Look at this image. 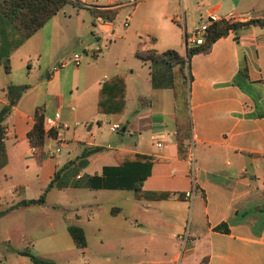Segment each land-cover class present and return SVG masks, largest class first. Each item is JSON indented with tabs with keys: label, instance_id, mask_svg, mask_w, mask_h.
<instances>
[{
	"label": "crops",
	"instance_id": "1",
	"mask_svg": "<svg viewBox=\"0 0 264 264\" xmlns=\"http://www.w3.org/2000/svg\"><path fill=\"white\" fill-rule=\"evenodd\" d=\"M126 3L128 0H108L106 4L120 10ZM192 8L199 10L201 20L209 12L233 13L236 23L264 18V0H218L210 8L198 4ZM247 10H256V15ZM57 17L25 37L0 11V110L14 98L9 87L26 86L3 123L7 160L0 165V213L22 200L38 199L57 173L59 177L48 191L74 189L77 196L85 189L127 191L129 209L98 207L85 215L75 213L73 218L67 212L69 207L61 211L59 202H49L47 191L43 203L0 215V264H36L21 254L22 250L57 264H125L127 257L133 264H264V27L241 26L217 39L209 52L191 57L192 136L181 157L175 140L172 68L162 60H143L136 52L148 56L174 49L186 56L187 46L193 45L187 44L185 33L182 41L179 28L168 21L158 38L145 26L128 41V22L124 40L113 44L107 40L121 36L115 19H99L94 27L101 34L96 38H105L100 44L107 52L96 63L85 59L74 66L64 50L73 38ZM179 20L178 13L171 18ZM185 28L189 30L186 10L184 32ZM157 41L160 50L154 47ZM89 48L90 55L99 53L93 42ZM111 52L126 59L127 66L108 75ZM63 61L68 65L55 69ZM120 73L126 74L124 114L99 112L100 89ZM38 108L45 120L60 118L59 127L52 130L57 135H48L41 151L32 147L27 137ZM76 121L88 125H75ZM112 123L121 124L122 134L136 133L133 146L124 145L122 138L118 147H113ZM190 145L195 150V171L188 164ZM58 146L60 152H56ZM89 148L100 150L83 156ZM135 153L159 158L142 189L171 191V198L136 199L132 190L95 187L93 176L101 177L106 166H116L117 156ZM67 168L77 170L71 179L66 176ZM81 168L92 171L84 176ZM195 182L198 191L188 197ZM180 193L183 198L178 197ZM142 210L149 214L145 219ZM139 219L144 221L141 226L148 223L153 230L178 232L177 242L170 246L153 230L147 236L139 234L132 228L133 221ZM224 222L229 226L227 233L215 229ZM71 225L84 230L85 247L75 243ZM92 230L94 234L105 232L91 238ZM124 231L133 235L123 236ZM58 243L67 247L51 249ZM110 244L121 250H109ZM144 251L150 253L139 259Z\"/></svg>",
	"mask_w": 264,
	"mask_h": 264
},
{
	"label": "trees",
	"instance_id": "2",
	"mask_svg": "<svg viewBox=\"0 0 264 264\" xmlns=\"http://www.w3.org/2000/svg\"><path fill=\"white\" fill-rule=\"evenodd\" d=\"M72 3L81 6V0H0V11L9 19V21L25 36L31 37L35 32L41 29L51 18L56 16L59 11L67 4ZM96 17H102L107 21H113L118 13V8L110 6L96 8L92 10ZM256 25L264 27V18H254L242 23H228L225 21L214 23L210 26L208 35L203 44L196 46H187L186 56H182L177 50L169 49L163 53L153 52L145 56L139 51L137 57L143 60H162L170 64L173 71V89L176 100L177 120L175 125V140L178 145L179 156H185V143L192 136V122L190 114L189 99V64L191 57L197 53H207L211 50L213 44L220 37L228 35L231 31L237 30L241 26ZM246 70H241V75H245ZM245 77V76H244ZM26 86H11L8 92L14 96L0 110V165L6 163V148L4 142V121L11 111V107L17 103L22 91ZM126 74L120 73L106 81L100 89L98 110L101 113L109 115L124 114L126 100ZM36 122L29 131L27 137L32 147L42 150L48 135L56 136L55 131L47 132L45 129V117L40 108L35 112ZM100 148H89L83 152V156H88L99 151ZM118 164L116 166H106L101 177L93 176L91 179L95 182L97 188L107 189H126L132 190L136 199L164 200L172 197L171 191H144L143 182L151 174L152 166L159 158L147 156L144 154H127L117 156ZM66 169V168H63ZM59 177L57 173L47 187V190L38 198L22 200L0 213L20 206H30L35 203H43L46 200V192L53 187L54 181ZM179 198H183L180 193ZM264 224V223H263ZM217 231L229 232L227 223H221L215 228ZM69 232L75 243L80 247L87 245V239L84 230L76 225L69 226ZM27 255L36 264H57L54 260L38 257L27 250L20 251Z\"/></svg>",
	"mask_w": 264,
	"mask_h": 264
},
{
	"label": "rangeland",
	"instance_id": "3",
	"mask_svg": "<svg viewBox=\"0 0 264 264\" xmlns=\"http://www.w3.org/2000/svg\"><path fill=\"white\" fill-rule=\"evenodd\" d=\"M108 0H81V6L69 3L65 5L58 13V20L61 24L67 26V32L68 34L73 38L70 43L68 42L65 46V57L72 58L75 53H78L81 57V61H84L85 59H89L90 61L96 63L100 58L103 57V55L107 52V49L105 46H101L100 42L104 40L105 38L98 39L96 38L100 33V31L94 27L96 22H99V18L95 16V14L92 12V10H95L97 8V5H100V8H104L107 6ZM124 1V0H120ZM218 0H137V2L133 4L126 3L124 7H122L119 10V13L117 17L114 20V25L116 26V32H118V35L121 34V36H116L113 41L107 40L108 43L116 44L120 41H123V36L126 33L124 23L129 22L131 24L130 28H128L130 31H128L129 39H133L135 37V32L139 29H145V26L148 27L149 31L152 33V36L155 38H158L162 33L166 31V24L168 21L171 24H175L174 28H179L178 32L181 33V40L184 41V16H185V10H186V16H187V22H188V32L191 30V25L193 22L199 23L201 21L200 18V12L199 10H193L192 5L198 4L200 7L203 8H210L214 5ZM246 9H248V5L245 6ZM249 14L256 15V10H247ZM178 13L180 20L179 22H173L171 21V18L174 14ZM99 20V21H98ZM165 22H164V21ZM165 25V26H164ZM81 41L83 43H81ZM93 42L94 49L98 48V54L96 56L90 55V48L89 46ZM106 42V43H107ZM154 47L156 49L160 48V42L157 41L155 43ZM160 50V49H159ZM107 71L106 73L108 75H112L117 70L122 71L119 69H125L127 66L126 59L124 58H117L116 52H111L110 55L107 57ZM248 89L250 91H254V89L250 88L248 86ZM144 90V89H143ZM123 138L124 145L127 147L133 146L135 140H136V133L133 134H122L120 132H114L113 133V147H118L119 144L118 141H120ZM114 151V150H113ZM69 169L66 172V176L71 179L77 172V170L73 168H67ZM81 174L84 176L91 173V169H79ZM65 172H63L64 175ZM86 178V177H85ZM84 181V180H83ZM45 192V191H44ZM43 192V193H44ZM65 192L66 194L64 195ZM128 192L122 191V190H100V191H91L89 189H85L82 192V196H77L76 193H74V189H67L65 191L55 188L52 190H49L48 200L49 202H59L61 204L60 210L63 211V207H69V210L67 211L70 215V217L75 218V213H81L82 215H85L86 213L90 212L93 209H97L98 207L105 210V208H110L111 206H118V207H125V211L127 212L129 209V206L127 205L128 202L126 200ZM90 203H93L91 206ZM141 216L147 218L149 215L144 210L141 211ZM107 217V215H106ZM105 217V218H106ZM190 218V216H189ZM187 219L186 228L188 229V225H190V220ZM143 220L133 221L132 228L140 232L139 234L142 235H149L153 228L146 223L144 226H141L143 223ZM104 230L101 232L98 231L97 234H94L95 231L92 230V232L89 234V236L95 237L100 236L104 234ZM153 233L162 234L163 238L169 241L170 246L173 245V243L177 242V236L178 232H175L174 230H165L164 232H161L160 230H153ZM193 233V231H191ZM186 234V231L183 232L181 235L184 237ZM132 236V233H128L127 231H124L123 236ZM175 235V236H174ZM184 240V239H183ZM61 243L57 244V248H51V249H64L67 246H59ZM109 250H121V248L114 247V245L110 244L107 245ZM111 246V247H110ZM150 253V251L146 252L144 251L141 255V258H146L147 255ZM125 264H133L134 261L131 260V257H127L124 260ZM140 260H137L136 263H138ZM146 264V263H144Z\"/></svg>",
	"mask_w": 264,
	"mask_h": 264
},
{
	"label": "built area",
	"instance_id": "4",
	"mask_svg": "<svg viewBox=\"0 0 264 264\" xmlns=\"http://www.w3.org/2000/svg\"><path fill=\"white\" fill-rule=\"evenodd\" d=\"M115 1L120 2V0H115ZM135 2H137V0H128L129 4H133ZM99 19L107 21V20L103 19L102 17H99ZM221 21H225L228 23H234L236 21V16L233 13L220 15L216 12H209V14H207V16L204 19H202L199 23H195L191 27L190 32H188V30L185 28V39H186L187 44H191L193 46L203 44L207 35H208V31H209L210 26L214 23L221 22ZM124 25H125V27H127L129 24H128V22H125ZM72 62L74 64V66L81 65V57L78 53H75L73 55ZM68 63H69L68 61H63V62L59 63L58 67L55 69L65 68L68 65ZM59 119H60L59 115H57L54 118H47L45 120V128L48 130L47 132H50L51 130H54L55 128L59 127ZM75 125L87 126L88 122L76 121ZM120 129H121V124H119V123H112L110 125V130L112 132H119ZM161 145L162 144L159 143V146H161ZM60 151H61V147L58 146L56 148V152H60ZM188 151H189V153H188V164L195 171L196 157H195V150H194L193 145L189 146ZM197 191H198V189H197L196 182H195L193 189L190 192H187V196L188 197L193 196Z\"/></svg>",
	"mask_w": 264,
	"mask_h": 264
},
{
	"label": "water",
	"instance_id": "5",
	"mask_svg": "<svg viewBox=\"0 0 264 264\" xmlns=\"http://www.w3.org/2000/svg\"><path fill=\"white\" fill-rule=\"evenodd\" d=\"M262 104H263V106H264V100H262ZM122 131H124V130H122Z\"/></svg>",
	"mask_w": 264,
	"mask_h": 264
}]
</instances>
